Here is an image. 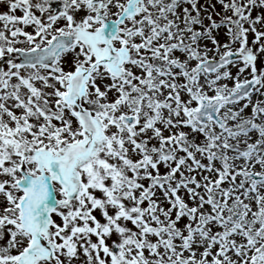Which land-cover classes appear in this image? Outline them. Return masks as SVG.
Segmentation results:
<instances>
[{"label":"snow or ice","instance_id":"snow-or-ice-1","mask_svg":"<svg viewBox=\"0 0 264 264\" xmlns=\"http://www.w3.org/2000/svg\"><path fill=\"white\" fill-rule=\"evenodd\" d=\"M0 264H264V0H0Z\"/></svg>","mask_w":264,"mask_h":264}]
</instances>
